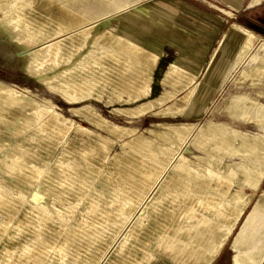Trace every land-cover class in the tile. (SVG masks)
Returning <instances> with one entry per match:
<instances>
[{
	"label": "bare ground",
	"instance_id": "obj_1",
	"mask_svg": "<svg viewBox=\"0 0 264 264\" xmlns=\"http://www.w3.org/2000/svg\"><path fill=\"white\" fill-rule=\"evenodd\" d=\"M129 1L0 0L24 73L67 106L0 81V264H212L231 238L230 264H263L244 227L264 213V38L229 25L204 69L228 45L221 83L236 90L213 113L224 121L184 123L206 110L189 104L202 64L169 63L152 96L159 57L143 46L142 12L116 28L92 12L125 14Z\"/></svg>",
	"mask_w": 264,
	"mask_h": 264
},
{
	"label": "rangeland",
	"instance_id": "obj_2",
	"mask_svg": "<svg viewBox=\"0 0 264 264\" xmlns=\"http://www.w3.org/2000/svg\"><path fill=\"white\" fill-rule=\"evenodd\" d=\"M137 1L138 0L129 1V6L131 10L129 9L130 11L126 12L125 14L112 13L105 15L104 11L97 9H93L92 12L93 14L100 15L103 17L102 22L100 24L101 27L116 28L118 24H120L121 19L129 18V16H131L132 11H141L140 8L143 9V6L144 7L147 6L150 13L153 14L155 13L154 16L157 15L156 20L161 19V20L170 21V23L164 22L167 24L166 26H169V24H172L173 22L180 21V18H186L187 15H189L187 14L188 13L187 11L189 9H192L194 12L193 27H194V31L195 30L197 31V33L194 34L195 38L200 39L202 38L203 35H208L211 46L210 47H208L207 45L204 46L203 41H198L195 44L194 48H192V51H190L191 53L189 52L192 55V57L189 56L188 58L185 55L180 56L173 53V50L166 49L165 52L167 55H164L162 61L158 65V68L156 69V71H154L153 74L152 96L157 95L161 90V87L159 86L158 82H159V78L161 77L162 71L165 69L167 63L169 62L176 63L177 65L182 66L184 68L187 67L188 70H192V68H194L193 67L194 63H201L202 66L200 69V73H198L197 75L198 86L195 89L194 96L189 100V104L192 105L194 104L196 106V112H199L201 107L203 106L206 108V110L202 114H199L200 117H198V115H194L190 119L182 120L181 122L185 121L184 123L201 126L207 119H212L214 121L219 120L220 122L224 121V119L222 118L217 119V117L213 113L215 109L223 105L224 101L227 99L229 94L233 93L236 90V88H234L236 83L234 81L235 80L234 78L233 79L229 78L223 84L221 83L222 63L220 62L221 61L220 58L222 55V51L227 49L228 45H224L221 48L220 52L217 53V55L215 56V58L211 63L213 69L211 68V71L210 73H208L207 76H205L206 72L204 70L206 61L209 59L212 50L216 47L218 40L222 36V33L224 31L227 32L229 31L228 24H224L223 26H220V22H223L224 18L228 19L224 15H222L218 9V8L224 9L223 2L220 0H140L139 2ZM164 3H171L172 7L168 9L158 7V12L156 13L155 9H153L154 6L155 8H157V6H162V5L164 6ZM161 9L163 10V13L164 12H168V13H166L165 15L162 13L159 14ZM189 16L191 17V15ZM112 17L115 18L113 23L109 19ZM158 26L160 25H157V27ZM143 43H144L143 46L145 48L149 49L150 51H153L158 55V52L155 49H153V47L146 46L145 45L146 42ZM183 51L186 52V50ZM25 59H26V53L24 51L15 47L13 44L8 42L6 37L0 35V81L18 88L26 89L29 92L30 97H32L36 101H40L43 98H48L54 104H56L62 112H65L67 110V106L58 97L45 91L38 81L28 77L24 73L23 66L25 63L24 61ZM209 80L211 81L209 82ZM210 83L212 84L214 83V84H213L212 93L208 97L209 95L208 92L210 90L209 85H211ZM216 87L217 89H215ZM202 98L206 100L200 103ZM97 108L103 113L104 116H109L113 118L114 121H117L120 124H122L125 121V119L123 118L115 117L111 115L110 108L106 107L104 103H100L99 105H97ZM138 122L133 124V126H136L139 129L145 127H149V128L154 127L153 129H158L157 124L160 121L157 120L153 121L151 119H141ZM246 129L251 132L257 131L256 128L251 126H247ZM187 149L188 150L184 153L186 156H189L191 151L189 150L190 148H188V146ZM115 150L120 151L121 150L120 145L117 144ZM226 162L227 161L223 159V162L221 161V164H226ZM261 191H264V180H263V185L261 186ZM263 221H264V213L257 215L256 223L254 225L244 227V229H246L248 232L247 240L245 242L246 243L245 246L248 247V249L245 250L246 253H253L259 251L260 248L264 247V232L261 228V224ZM243 222L244 220H242V222L239 224L238 228L235 231V234L240 231L241 227L243 226ZM231 240L232 238L229 240L228 243H226L223 250L212 264H230L229 259L231 254L234 252ZM152 264H171V263L166 259L158 258Z\"/></svg>",
	"mask_w": 264,
	"mask_h": 264
},
{
	"label": "crops",
	"instance_id": "obj_3",
	"mask_svg": "<svg viewBox=\"0 0 264 264\" xmlns=\"http://www.w3.org/2000/svg\"><path fill=\"white\" fill-rule=\"evenodd\" d=\"M220 1L223 2L224 9L218 8L219 12L222 15H224L226 18H228V19L224 18L223 22H220V26H223L224 24L230 25L231 23H235L241 27L243 26L242 28L252 33L254 32V34L257 36L259 35L260 38H264V0H261L255 6L250 5L251 0H220ZM140 10L144 16L140 18L141 22L139 23V28L144 33L143 36H145V42H146L145 45L148 47H153V49H155L158 52L159 60L156 69L158 68V65L162 61L164 55H167L165 52L166 49L173 50V53L180 56L185 55L188 58L189 56L192 57L190 51H192V48H194L195 44L198 41H203L204 46L205 45H207L208 47L211 46L208 35H203L202 38L200 39L195 38L194 34L197 33V31L195 30L196 31L195 32L193 27L194 12L192 9L189 10L187 9L188 10L187 14L191 15V17L187 15L186 18H180V21H176L173 23L171 22L172 24H169V26H165V28L161 26L155 27L150 23L149 19L151 18V14H149L147 6L145 7L143 6V9L140 8ZM160 13L165 15L168 12L163 13V11L160 10L159 14ZM227 13H231L232 16H229ZM112 18L109 19L113 23L115 18L113 19ZM159 21L162 23L163 22L170 23V21L167 20L159 19ZM183 50H186V52H184ZM169 63H167V65Z\"/></svg>",
	"mask_w": 264,
	"mask_h": 264
},
{
	"label": "snow or ice",
	"instance_id": "obj_4",
	"mask_svg": "<svg viewBox=\"0 0 264 264\" xmlns=\"http://www.w3.org/2000/svg\"><path fill=\"white\" fill-rule=\"evenodd\" d=\"M32 198H33V199H38V198H37V197H35V196H33Z\"/></svg>",
	"mask_w": 264,
	"mask_h": 264
}]
</instances>
